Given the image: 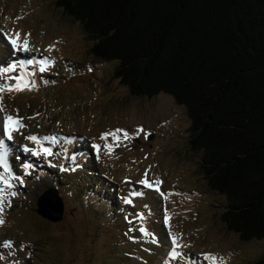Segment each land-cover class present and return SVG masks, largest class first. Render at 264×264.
<instances>
[{"label": "rangeland", "instance_id": "obj_1", "mask_svg": "<svg viewBox=\"0 0 264 264\" xmlns=\"http://www.w3.org/2000/svg\"><path fill=\"white\" fill-rule=\"evenodd\" d=\"M17 32L28 50L13 54L3 34ZM93 43L55 0H0V66L17 62L8 75L34 85L0 92V136L5 115L18 117L22 125L5 142L9 166L23 180L13 178V187L5 188L0 264H255L263 242L242 241L223 223L225 199L209 189L199 170L200 153L190 147L185 108L165 93L131 95L114 75L115 62L93 55ZM30 59L36 71L31 72L32 64L18 63ZM41 73L52 74L51 81L39 80ZM13 83L0 75V85ZM28 135L40 144L26 140ZM66 138L76 140L90 166L91 174L80 177L81 188L66 184L76 178L74 159L63 153ZM93 144L100 145L98 152ZM20 145L47 147L52 155L32 156ZM23 162L32 167L24 170ZM53 170L57 188L49 175ZM141 179L153 187L138 183ZM92 181L116 194L108 191L110 210L103 203L97 211L89 203L95 198L85 196L84 188ZM51 188L62 199L58 221L37 213L38 198ZM172 236L178 241L176 257L169 255Z\"/></svg>", "mask_w": 264, "mask_h": 264}, {"label": "trees", "instance_id": "obj_2", "mask_svg": "<svg viewBox=\"0 0 264 264\" xmlns=\"http://www.w3.org/2000/svg\"><path fill=\"white\" fill-rule=\"evenodd\" d=\"M55 4L94 42V56L115 62L114 75L131 95L165 93L185 108L199 170L225 199L223 223L242 241L261 240L264 248V0ZM38 76L50 82L52 74ZM72 165L76 178L66 184L80 187L89 166L80 157ZM56 173L49 175L57 188ZM91 183L84 188L95 198L89 203L110 210L112 188L105 193ZM255 264H264V251Z\"/></svg>", "mask_w": 264, "mask_h": 264}, {"label": "snow or ice", "instance_id": "obj_3", "mask_svg": "<svg viewBox=\"0 0 264 264\" xmlns=\"http://www.w3.org/2000/svg\"><path fill=\"white\" fill-rule=\"evenodd\" d=\"M5 38L8 40V42L11 45L13 54H15L17 51H27L28 50V41L26 39L21 40L20 33H14V34H3ZM34 61L33 60H27V61H19L18 63L20 65H23L24 63L27 64H32ZM17 67V62L13 61L11 63H7L6 65L0 66V75L5 76L8 79L14 80L15 83L13 84H4L0 85V92H4L7 90L8 92L12 91H23L27 89L30 86L29 82H26L23 76H10L8 74L12 73ZM43 71V68L41 69ZM22 127L20 123V119L18 117H14L12 115H5L3 117V138H0V169L3 171H0V184H2L4 187H0V212L3 211V202H4V195L5 193V188L11 189L13 187V184L11 183L12 179L15 178L18 180L21 184L23 183V180L19 176H14V173L12 169L9 166V161H8V152H9V147L8 144H6L7 141H12L13 140V133L17 132L19 128ZM116 131H121L120 129H117ZM106 135H114V133H106ZM125 136H127V133H125ZM102 139L104 138L103 136L101 137ZM26 140L35 142L37 145L40 144V140L37 136L35 135H28L25 137ZM44 139H52L53 141L55 138H50V137H44ZM118 139V138H117ZM93 149L99 151L100 145L93 144L92 145ZM19 148L24 152V153H30L32 156H38L42 153L45 155H52L51 149L47 147H40V150L38 151L37 148H29L27 145H20ZM110 150V149H109ZM19 157H17L18 159ZM21 167L24 170L30 169L32 165L27 162H23L21 164ZM67 171L68 169H63ZM75 170V169H72ZM138 183L144 184L147 187H153V184H151L147 179H141L138 181ZM159 183V182H157ZM158 190V189H157ZM7 195L10 196H15L16 192L14 191H9ZM133 195H143V193H134ZM125 203H132L131 200H129L127 197L124 198ZM5 223L3 219H0V224ZM165 223H168V217L165 216ZM141 232H146V229L141 228ZM171 235V234H170ZM172 245H173V250L169 252L170 256L176 257L179 254L175 251V248L178 247V241L177 238L172 236L171 237ZM10 244L9 241H4V245L8 246ZM205 258H207L208 254H204ZM213 261L215 262V257L212 258Z\"/></svg>", "mask_w": 264, "mask_h": 264}, {"label": "water", "instance_id": "obj_4", "mask_svg": "<svg viewBox=\"0 0 264 264\" xmlns=\"http://www.w3.org/2000/svg\"><path fill=\"white\" fill-rule=\"evenodd\" d=\"M37 213L51 221H58L62 218V199L55 188L43 192L37 200Z\"/></svg>", "mask_w": 264, "mask_h": 264}, {"label": "bare ground", "instance_id": "obj_5", "mask_svg": "<svg viewBox=\"0 0 264 264\" xmlns=\"http://www.w3.org/2000/svg\"><path fill=\"white\" fill-rule=\"evenodd\" d=\"M58 190V189H57ZM142 254H144L142 251H141Z\"/></svg>", "mask_w": 264, "mask_h": 264}]
</instances>
